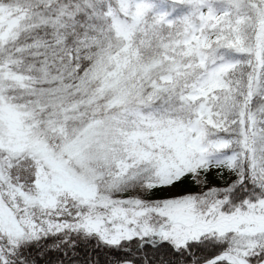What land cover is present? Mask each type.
I'll list each match as a JSON object with an SVG mask.
<instances>
[{
  "label": "snow or ice",
  "instance_id": "obj_1",
  "mask_svg": "<svg viewBox=\"0 0 264 264\" xmlns=\"http://www.w3.org/2000/svg\"><path fill=\"white\" fill-rule=\"evenodd\" d=\"M0 264H264V0H0Z\"/></svg>",
  "mask_w": 264,
  "mask_h": 264
},
{
  "label": "trees",
  "instance_id": "obj_2",
  "mask_svg": "<svg viewBox=\"0 0 264 264\" xmlns=\"http://www.w3.org/2000/svg\"><path fill=\"white\" fill-rule=\"evenodd\" d=\"M234 177H230L227 174L224 177H218L215 172L209 174L208 181L209 186H225L226 183L230 182ZM181 190H187L188 192H199L201 189L192 183L191 178H185L181 182L176 184ZM160 190H157L151 194H159ZM55 256H52L51 259H55ZM83 259V257H81Z\"/></svg>",
  "mask_w": 264,
  "mask_h": 264
},
{
  "label": "rangeland",
  "instance_id": "obj_3",
  "mask_svg": "<svg viewBox=\"0 0 264 264\" xmlns=\"http://www.w3.org/2000/svg\"><path fill=\"white\" fill-rule=\"evenodd\" d=\"M189 193L187 190H181L178 188V186L175 184L170 189L160 190L159 194L156 196V194H150L151 199H160V198H166V197H174ZM126 195H132V193H128Z\"/></svg>",
  "mask_w": 264,
  "mask_h": 264
}]
</instances>
